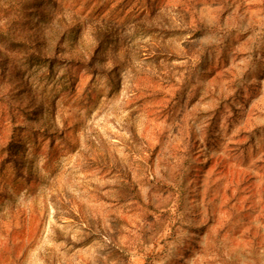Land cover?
<instances>
[{
    "label": "rangeland",
    "instance_id": "1",
    "mask_svg": "<svg viewBox=\"0 0 264 264\" xmlns=\"http://www.w3.org/2000/svg\"><path fill=\"white\" fill-rule=\"evenodd\" d=\"M0 264H264V0H0Z\"/></svg>",
    "mask_w": 264,
    "mask_h": 264
}]
</instances>
